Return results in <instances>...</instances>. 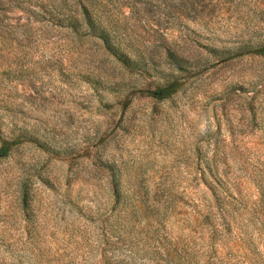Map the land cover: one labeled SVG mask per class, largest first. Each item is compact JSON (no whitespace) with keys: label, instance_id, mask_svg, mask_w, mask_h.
<instances>
[{"label":"rangeland","instance_id":"374dc122","mask_svg":"<svg viewBox=\"0 0 264 264\" xmlns=\"http://www.w3.org/2000/svg\"><path fill=\"white\" fill-rule=\"evenodd\" d=\"M0 264H264V0H0Z\"/></svg>","mask_w":264,"mask_h":264}]
</instances>
